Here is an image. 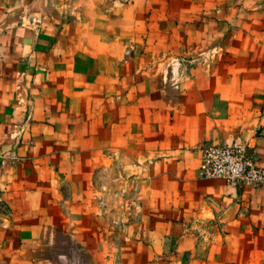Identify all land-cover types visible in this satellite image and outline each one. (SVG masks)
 I'll return each instance as SVG.
<instances>
[{"label": "crops", "instance_id": "obj_1", "mask_svg": "<svg viewBox=\"0 0 264 264\" xmlns=\"http://www.w3.org/2000/svg\"><path fill=\"white\" fill-rule=\"evenodd\" d=\"M264 0H0V264H264Z\"/></svg>", "mask_w": 264, "mask_h": 264}, {"label": "built area", "instance_id": "obj_2", "mask_svg": "<svg viewBox=\"0 0 264 264\" xmlns=\"http://www.w3.org/2000/svg\"><path fill=\"white\" fill-rule=\"evenodd\" d=\"M199 175L223 179L234 188L264 185V167L243 141L203 146Z\"/></svg>", "mask_w": 264, "mask_h": 264}]
</instances>
